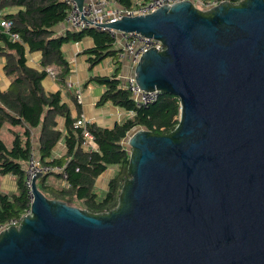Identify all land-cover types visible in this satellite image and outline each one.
<instances>
[{
	"label": "water",
	"instance_id": "water-1",
	"mask_svg": "<svg viewBox=\"0 0 264 264\" xmlns=\"http://www.w3.org/2000/svg\"><path fill=\"white\" fill-rule=\"evenodd\" d=\"M102 28L161 42L134 76L179 99V123L128 135L109 212L47 198L37 172L29 212L0 232V264H264V0H183Z\"/></svg>",
	"mask_w": 264,
	"mask_h": 264
},
{
	"label": "trees",
	"instance_id": "trees-1",
	"mask_svg": "<svg viewBox=\"0 0 264 264\" xmlns=\"http://www.w3.org/2000/svg\"><path fill=\"white\" fill-rule=\"evenodd\" d=\"M106 1L118 8L131 9L150 0ZM225 1L235 5L241 0H199L195 5L206 10L207 4ZM11 8L19 10L4 14ZM70 11L71 6L64 0H0L2 19L11 21V33L21 38V41H13L0 29V59L4 60L3 72L10 81L6 90L0 87V182L4 177H12L15 182L13 191L5 192L0 188V227L19 220L30 209L31 196L26 179L32 156L40 166L62 168L38 179L37 186L47 198L91 213H105L117 206L121 188L129 178L130 152L124 145L128 135L139 129L168 134L179 123L180 103L173 95L161 93L150 105H136L120 76L122 60L117 55L121 48L116 47L117 40L105 29L69 27L66 19ZM62 25L66 26L63 32L59 30ZM86 38L93 41V46L81 54L87 56L89 69L108 58L116 65L120 64L112 75H97L86 81L85 85L95 83L104 88L97 107L111 104L132 113L111 128L90 123L87 127L96 146L92 152L82 146L83 129L75 127L82 113L80 106L77 115L73 116L70 106L62 99L71 73L63 47ZM34 53L41 55V69L28 64V55ZM48 69H55V79L60 86L56 92H47L43 86ZM59 118L64 119L63 131L59 127ZM5 126H8L9 143L1 136ZM62 140L66 153L53 158V151ZM112 166L118 170L109 180L106 192L100 196L96 182Z\"/></svg>",
	"mask_w": 264,
	"mask_h": 264
},
{
	"label": "built area",
	"instance_id": "built-area-1",
	"mask_svg": "<svg viewBox=\"0 0 264 264\" xmlns=\"http://www.w3.org/2000/svg\"><path fill=\"white\" fill-rule=\"evenodd\" d=\"M183 0H150L147 3L142 5H138L137 7L131 9H123L113 6L110 2L106 0H86L83 6V9H79L77 5L72 2L68 1L67 3L71 6V11L66 19V22L69 27L75 29H87V28H96V29H103L102 26L106 25L109 22L118 21L123 17H133L139 16L144 14L153 13L157 9L161 8L165 5H173L177 2ZM194 4L199 2V0H191ZM215 6L214 4H207L206 7L211 8ZM3 14L0 12V29L6 35H8L13 41H21V38L18 34L11 33L12 29V22L3 20ZM107 30L116 40L117 42H121L122 45L120 46L121 51L117 55L119 60H126L129 62V70L126 75L122 76V80L124 78L126 81L125 88L131 93L134 98V101L137 106H147L155 102L159 94L158 91L154 92H144L139 88L136 84L134 70L135 67L142 55V53L146 52L147 50L153 47H159V50H163L164 47L158 40L153 38H146L139 33H124L118 32L113 29H105ZM47 74L53 78L56 77L55 69H48ZM69 88H72L71 84H68ZM75 95L79 103H82V92L79 89L74 90ZM132 113L129 112V115ZM90 122L84 117L81 116L75 123L76 128L83 129V148L89 152H92L96 149L94 144V136L88 129V125ZM128 139V138H127ZM127 139L124 141V145L127 146ZM35 156H32L29 167L27 170V179L26 185L30 190L31 196V184L33 177L37 174V172H42V174L49 173L51 171L62 170L61 167H50V166H40L37 162ZM29 211H27L28 213ZM23 217L19 220H12L6 226L0 227V232L7 227L10 226H17Z\"/></svg>",
	"mask_w": 264,
	"mask_h": 264
},
{
	"label": "crops",
	"instance_id": "crops-1",
	"mask_svg": "<svg viewBox=\"0 0 264 264\" xmlns=\"http://www.w3.org/2000/svg\"><path fill=\"white\" fill-rule=\"evenodd\" d=\"M17 10H19V8L7 9L4 11V14L13 13L16 12ZM65 27H66L65 25H62L59 27V30L63 32L64 29H66ZM92 46H93V41L91 39L86 38L80 43L67 44L63 47V51L71 67V73L67 78V85L71 84L72 88H69V86L66 85V89L63 90L62 92L63 93L62 99L63 102L67 103L70 106L73 116L77 115L78 107L80 106L82 111L80 117L84 116L91 124L96 123L101 127L111 128L114 126L115 123H121L127 117H129L130 116L129 113L117 107H114L111 104H106L103 107H97V102L100 99L101 95L103 94L104 88L95 83H89L87 85H85V83L86 81L97 75L100 76L112 75V73L115 72L117 66L120 67V64L116 65L115 62H113L112 58H108L94 69L92 70L89 69L87 56L81 54L84 50L91 48ZM116 47L120 49L118 43L116 44ZM40 58L41 55L39 53L29 54L28 64L33 68L41 69ZM121 62H122V66H121L122 75L120 76L122 77L126 75V73H128L129 62L126 60H122ZM3 67H4V60L0 59V87L3 90H6L10 85V81L5 76L3 72ZM102 72H105V74ZM43 86L47 92H56L60 90V86L58 84L57 79L49 75L43 81ZM75 89H79L82 92V99H83L82 103H79V101L77 100L74 92ZM71 95H73L74 97H72ZM58 122L60 129L63 131L64 119L59 118ZM36 145L37 143L35 142L34 147H36ZM65 153H66V146L64 140H62L54 149L53 158L61 157L65 155ZM110 168L114 170L111 176L112 178L116 174L118 167L112 166ZM9 178L11 177H5V179L8 180ZM98 180L96 182V185L97 184L99 185L101 183L100 180L99 182ZM12 184L13 186L11 185V188L12 190H14L15 182H13ZM107 186L108 185H106L105 187L106 190H107Z\"/></svg>",
	"mask_w": 264,
	"mask_h": 264
},
{
	"label": "rangeland",
	"instance_id": "rangeland-1",
	"mask_svg": "<svg viewBox=\"0 0 264 264\" xmlns=\"http://www.w3.org/2000/svg\"><path fill=\"white\" fill-rule=\"evenodd\" d=\"M117 43H118L119 46L122 45L121 42H117ZM102 73L105 74V72H102ZM124 81H126L125 78H124ZM82 101H83V99H82ZM7 130H8V126H5L3 128V130H2V135L1 136H2V138H3V140L5 142L9 143L10 142V136L8 135ZM34 160H35V157H34ZM113 171L114 170L112 168H110L108 171H106L105 173H103L101 175V177L99 178V180H100L101 183L99 185L97 184L96 185V188H97V193L100 196H102L106 192L105 187H106V185H108V182H109L108 180L111 178ZM99 180H98V182H99ZM13 182H14V180H13L12 177L9 178V180L8 179H5V177H4V178L1 179L0 188H2L5 192L6 191H13L12 188H11V185L13 186V184H12ZM14 190H15V186H14Z\"/></svg>",
	"mask_w": 264,
	"mask_h": 264
}]
</instances>
